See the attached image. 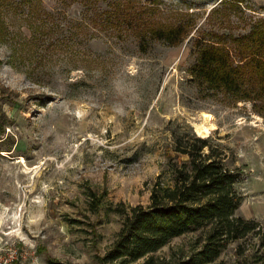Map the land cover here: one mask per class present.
Here are the masks:
<instances>
[{"label": "rangeland", "instance_id": "1", "mask_svg": "<svg viewBox=\"0 0 264 264\" xmlns=\"http://www.w3.org/2000/svg\"><path fill=\"white\" fill-rule=\"evenodd\" d=\"M263 19L264 0H0V253L123 264L105 257L125 214L150 204L169 164L186 160L177 139L193 135L240 171L237 215L264 232V109L199 88L189 72L197 40L227 43ZM177 27L180 44L151 38ZM203 235L151 258L170 264ZM213 264H264L262 235Z\"/></svg>", "mask_w": 264, "mask_h": 264}, {"label": "trees", "instance_id": "2", "mask_svg": "<svg viewBox=\"0 0 264 264\" xmlns=\"http://www.w3.org/2000/svg\"><path fill=\"white\" fill-rule=\"evenodd\" d=\"M184 32L177 27L153 28L150 33L151 38L175 46ZM194 49L197 57L189 72L199 88L264 109V19L246 36L227 43L197 40ZM175 147L186 160L169 164L167 177L160 176L147 207L139 205L125 214L107 262L146 259L144 264H156L154 254L195 232L204 233L199 245L170 264H213L231 244L251 235H262L264 242L261 224L237 215L243 202L236 187L241 173L227 166L221 146L193 135L177 139ZM92 197L95 210L100 201ZM47 263L62 264L51 259Z\"/></svg>", "mask_w": 264, "mask_h": 264}, {"label": "built area", "instance_id": "3", "mask_svg": "<svg viewBox=\"0 0 264 264\" xmlns=\"http://www.w3.org/2000/svg\"><path fill=\"white\" fill-rule=\"evenodd\" d=\"M18 251L10 250L0 253V264H14L18 260Z\"/></svg>", "mask_w": 264, "mask_h": 264}, {"label": "bare ground", "instance_id": "4", "mask_svg": "<svg viewBox=\"0 0 264 264\" xmlns=\"http://www.w3.org/2000/svg\"><path fill=\"white\" fill-rule=\"evenodd\" d=\"M206 123H208V118L206 120ZM206 123L199 128V133L201 134V136H205L206 134L209 133V128L210 127H208L207 126L208 124L206 125Z\"/></svg>", "mask_w": 264, "mask_h": 264}]
</instances>
